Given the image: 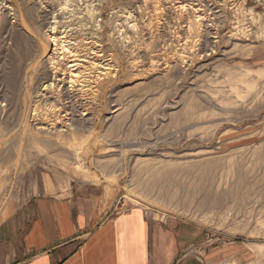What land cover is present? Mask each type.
Masks as SVG:
<instances>
[{
    "label": "rangeland",
    "instance_id": "rangeland-1",
    "mask_svg": "<svg viewBox=\"0 0 264 264\" xmlns=\"http://www.w3.org/2000/svg\"><path fill=\"white\" fill-rule=\"evenodd\" d=\"M72 190L264 264V0H0V223Z\"/></svg>",
    "mask_w": 264,
    "mask_h": 264
},
{
    "label": "crops",
    "instance_id": "crops-1",
    "mask_svg": "<svg viewBox=\"0 0 264 264\" xmlns=\"http://www.w3.org/2000/svg\"><path fill=\"white\" fill-rule=\"evenodd\" d=\"M104 211L74 190L14 205L0 223V264H198L183 253L196 240L190 225Z\"/></svg>",
    "mask_w": 264,
    "mask_h": 264
},
{
    "label": "bare ground",
    "instance_id": "bare-ground-1",
    "mask_svg": "<svg viewBox=\"0 0 264 264\" xmlns=\"http://www.w3.org/2000/svg\"><path fill=\"white\" fill-rule=\"evenodd\" d=\"M47 52V49L45 50ZM76 66V65H75Z\"/></svg>",
    "mask_w": 264,
    "mask_h": 264
}]
</instances>
